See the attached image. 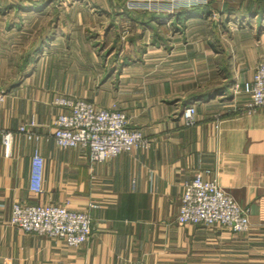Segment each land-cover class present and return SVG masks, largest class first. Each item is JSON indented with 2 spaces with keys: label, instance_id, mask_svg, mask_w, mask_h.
Wrapping results in <instances>:
<instances>
[{
  "label": "crops",
  "instance_id": "crops-1",
  "mask_svg": "<svg viewBox=\"0 0 264 264\" xmlns=\"http://www.w3.org/2000/svg\"><path fill=\"white\" fill-rule=\"evenodd\" d=\"M74 1L0 0V127L12 132L8 155L0 134V264H264V109L244 111L250 96L232 92L264 58V0L171 11V0H152L163 9L124 15L137 32L128 37L119 4ZM155 29L172 36L153 38ZM14 57L24 62L15 68ZM60 94L125 111L151 147L93 162L84 148L58 146ZM31 118L29 138L19 127ZM197 173L249 209L246 232L178 224L183 184ZM18 202L89 212L92 234L69 246L25 232L8 223Z\"/></svg>",
  "mask_w": 264,
  "mask_h": 264
},
{
  "label": "built area",
  "instance_id": "built-area-1",
  "mask_svg": "<svg viewBox=\"0 0 264 264\" xmlns=\"http://www.w3.org/2000/svg\"><path fill=\"white\" fill-rule=\"evenodd\" d=\"M128 7L134 9H163L152 0H129ZM208 0H171L168 10L206 3ZM167 10V11H168ZM244 91L250 96L242 108L253 112L264 109V58L257 64L250 80L232 85V92ZM53 103L61 111L54 120L52 134L60 147H81L88 151L93 162H103L123 152L136 148L149 149L151 140L139 128L130 126L126 112L116 107H97L83 98L57 95ZM182 117L187 125L196 121V106L188 104ZM34 118L19 127L27 137L37 136ZM5 153H10L12 132L0 127ZM32 182L35 190H41L43 158L36 150L33 156ZM177 222L180 225L195 224L205 227H227L234 232L249 229V209L241 206L216 180L205 179L197 173L183 184ZM8 223L25 232L60 238L69 246L85 243L92 234V217L89 212L70 209L66 204H29L18 202L13 205ZM125 264H141L126 261Z\"/></svg>",
  "mask_w": 264,
  "mask_h": 264
},
{
  "label": "rangeland",
  "instance_id": "rangeland-1",
  "mask_svg": "<svg viewBox=\"0 0 264 264\" xmlns=\"http://www.w3.org/2000/svg\"><path fill=\"white\" fill-rule=\"evenodd\" d=\"M43 2H48L50 1V4H52L53 6H59V5H63V4H69V3H74L75 1L74 0H41ZM93 1H99V2H107L108 0H93ZM143 2H146V0H142ZM83 2V1H81ZM113 2L119 4L121 6V8L124 10V12H121L123 13L122 15H120L119 17V21H120V34L123 36V37H128L130 34L132 35H136V31H133V28L130 27V24H128V20H126V17H124V15H128V12L129 13H132L133 15H135L133 13V11L135 10H146V9H134V8H130L128 7L129 5V0H113ZM137 19L141 20V19H146L145 16H143L142 14L141 15H138L137 16ZM124 21V23L126 24H122ZM138 29H139V26H137ZM135 32V33H134ZM153 35L154 37L153 38H159V37H162L161 39H166V38H170L172 36V32L170 31V29L167 31H162V30H159V29H155L153 31ZM9 63L12 64L13 66H15V68L17 67V65H21L24 61L22 60V58H19V57H14V58H11V59H8ZM57 62L60 63V61H56V66L55 67H58L59 65H57ZM1 65V64H0Z\"/></svg>",
  "mask_w": 264,
  "mask_h": 264
}]
</instances>
